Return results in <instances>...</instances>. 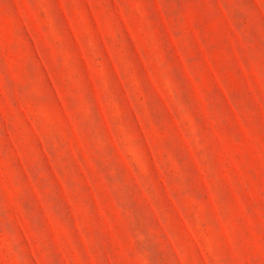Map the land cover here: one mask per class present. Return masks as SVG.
<instances>
[{"label": "rangeland", "instance_id": "obj_1", "mask_svg": "<svg viewBox=\"0 0 264 264\" xmlns=\"http://www.w3.org/2000/svg\"><path fill=\"white\" fill-rule=\"evenodd\" d=\"M0 264H264V0H0Z\"/></svg>", "mask_w": 264, "mask_h": 264}]
</instances>
